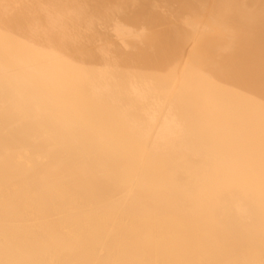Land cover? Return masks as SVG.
<instances>
[{"label": "bare ground", "instance_id": "bare-ground-1", "mask_svg": "<svg viewBox=\"0 0 264 264\" xmlns=\"http://www.w3.org/2000/svg\"><path fill=\"white\" fill-rule=\"evenodd\" d=\"M0 264H264V0H0Z\"/></svg>", "mask_w": 264, "mask_h": 264}]
</instances>
